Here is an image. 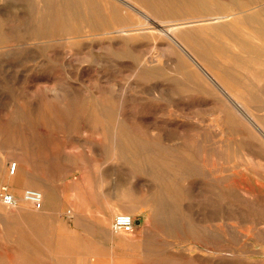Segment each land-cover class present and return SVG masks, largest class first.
Instances as JSON below:
<instances>
[{
    "label": "rangeland",
    "instance_id": "obj_1",
    "mask_svg": "<svg viewBox=\"0 0 264 264\" xmlns=\"http://www.w3.org/2000/svg\"><path fill=\"white\" fill-rule=\"evenodd\" d=\"M130 1L264 126V0ZM117 2L0 0V264H264V137Z\"/></svg>",
    "mask_w": 264,
    "mask_h": 264
},
{
    "label": "bare ground",
    "instance_id": "obj_2",
    "mask_svg": "<svg viewBox=\"0 0 264 264\" xmlns=\"http://www.w3.org/2000/svg\"><path fill=\"white\" fill-rule=\"evenodd\" d=\"M117 1L120 2L121 4L126 5V7H129L130 9H132V11L137 12V14L141 15V17L148 20L152 24V27H151L152 31L164 33L166 35L167 33H171L172 34L171 39L175 43V45H177L182 50V52H184L191 59L193 64L196 65L203 72V74L211 80V83L214 86H216V88L220 90L222 94L226 96V99L228 98V100L233 105L236 106L242 118L245 119L248 123H250L264 137V126L257 120L255 114L251 111V109L247 105H245L243 102H241L238 98H236L234 95H232L224 87L221 81L213 74V72L206 66V64L200 61L199 59H197V57L193 54V52L176 36V31L180 28V26H183V25H186L192 22L211 21L213 20V18L207 17L204 19H189V20H184V23L167 25L166 23L159 22L158 19L149 10L146 9L147 11L146 10L144 11L143 9H140L137 6V3L131 2L130 0H117Z\"/></svg>",
    "mask_w": 264,
    "mask_h": 264
},
{
    "label": "built area",
    "instance_id": "obj_3",
    "mask_svg": "<svg viewBox=\"0 0 264 264\" xmlns=\"http://www.w3.org/2000/svg\"><path fill=\"white\" fill-rule=\"evenodd\" d=\"M16 164L10 165V173L14 175L16 173ZM0 199L2 203L8 207H16L19 204V200L10 191L8 186H3L0 189ZM24 200L27 203L32 204L37 210L43 208L44 197L43 194L37 189H27L24 192ZM134 228V219L129 214H119L115 217L112 230L115 233L118 232H131Z\"/></svg>",
    "mask_w": 264,
    "mask_h": 264
}]
</instances>
